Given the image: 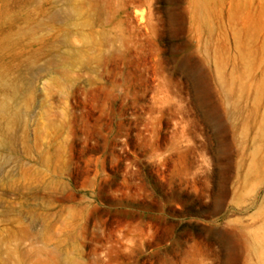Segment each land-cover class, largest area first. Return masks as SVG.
Wrapping results in <instances>:
<instances>
[{"label":"rangeland","instance_id":"1","mask_svg":"<svg viewBox=\"0 0 264 264\" xmlns=\"http://www.w3.org/2000/svg\"><path fill=\"white\" fill-rule=\"evenodd\" d=\"M0 264H264V0H0Z\"/></svg>","mask_w":264,"mask_h":264},{"label":"bare ground","instance_id":"2","mask_svg":"<svg viewBox=\"0 0 264 264\" xmlns=\"http://www.w3.org/2000/svg\"><path fill=\"white\" fill-rule=\"evenodd\" d=\"M27 63H28V62H27ZM18 99H19V98H18ZM1 114H2V113H1ZM6 114H8V113L6 112ZM12 116H13V117H12ZM12 116H11V119H12L11 122H16V120H17L16 117H17V116H16V115H13V114H12ZM3 117H4V116H3ZM6 121H7V120H6ZM15 125H16V124H15ZM6 126H7V125H6ZM12 127H13V126H12ZM6 131H7V130H6Z\"/></svg>","mask_w":264,"mask_h":264}]
</instances>
